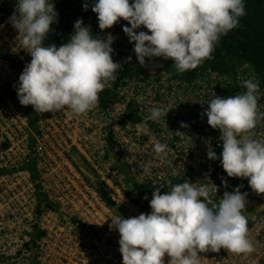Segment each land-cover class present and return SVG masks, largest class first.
<instances>
[{
	"label": "built area",
	"instance_id": "1",
	"mask_svg": "<svg viewBox=\"0 0 264 264\" xmlns=\"http://www.w3.org/2000/svg\"><path fill=\"white\" fill-rule=\"evenodd\" d=\"M50 2L56 9L57 0ZM93 3L67 0L43 46L66 43L81 19L94 38H115L117 79L106 84L87 114H39L18 101L15 86L31 57L8 22L16 0H0V264H122L110 217L150 212L129 193L142 187L166 191L185 181L216 185V203L237 186L247 193L243 214L254 252L201 253V264H264V194L253 192L247 179L227 177L220 160L208 158L209 148L219 158L222 141L204 115L213 92L243 93L242 81L250 78L259 84L258 108L264 112V73L248 62L229 70L201 67L191 77L158 67L156 58H145L142 67L123 32L130 25L121 20L101 31ZM141 30L147 31H136ZM169 104L174 108L160 122L146 119L152 107ZM255 132L264 140V121ZM155 141L167 151L155 153Z\"/></svg>",
	"mask_w": 264,
	"mask_h": 264
},
{
	"label": "clouds",
	"instance_id": "2",
	"mask_svg": "<svg viewBox=\"0 0 264 264\" xmlns=\"http://www.w3.org/2000/svg\"><path fill=\"white\" fill-rule=\"evenodd\" d=\"M82 7L87 10L89 5ZM91 10L101 31L121 20L130 25L123 32L129 43L134 42L140 66H147L145 58L149 63L162 58L171 60L178 73L211 59L215 45L246 15L244 0H94ZM8 22L21 37V49L31 57L15 86L22 106L31 105L39 114H87L98 105L106 84L117 79L120 63L111 55L115 38L110 33L94 38L81 19L74 22L66 43L43 46L50 26L58 22L50 0H16ZM141 27L147 31H136ZM242 87L243 93L220 97L213 92L206 101L207 124L219 130L222 141L219 158L211 148L207 156L220 160L227 177L247 179L253 192L264 194V140L257 139L255 132L264 121L258 108L259 84L250 78L242 81ZM172 108L171 104L154 106L146 119L160 122ZM181 127L186 125L181 122ZM153 150L163 154L167 145L155 141ZM217 190L213 183L188 181L171 184L163 193L157 187L149 200V213L110 217L109 229L119 233L122 264H165V255L167 264H201V253L254 252L243 214L247 193L237 186L216 203L211 193Z\"/></svg>",
	"mask_w": 264,
	"mask_h": 264
},
{
	"label": "trees",
	"instance_id": "3",
	"mask_svg": "<svg viewBox=\"0 0 264 264\" xmlns=\"http://www.w3.org/2000/svg\"><path fill=\"white\" fill-rule=\"evenodd\" d=\"M66 1L57 0L55 10L62 13ZM244 3L246 15L240 18L237 28L223 36L215 45L211 59L184 73H178L171 60L156 58V65L184 77L193 76L201 67L229 70L242 62H248L257 71L264 73V0H244ZM153 191L148 187H142L134 194L129 193V196L136 202L143 200L151 211L149 200ZM163 192L164 190H161V193ZM146 196L148 199H145Z\"/></svg>",
	"mask_w": 264,
	"mask_h": 264
}]
</instances>
